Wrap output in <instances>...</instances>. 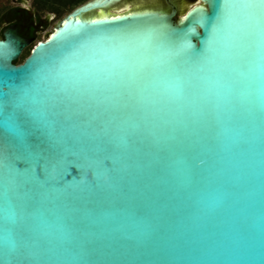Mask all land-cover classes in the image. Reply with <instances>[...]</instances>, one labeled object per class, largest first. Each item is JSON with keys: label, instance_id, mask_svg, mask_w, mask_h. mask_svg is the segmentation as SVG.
<instances>
[{"label": "snow or ice", "instance_id": "1", "mask_svg": "<svg viewBox=\"0 0 264 264\" xmlns=\"http://www.w3.org/2000/svg\"><path fill=\"white\" fill-rule=\"evenodd\" d=\"M204 22L199 49L159 21L85 36L78 48L41 63L27 87L0 98V264H98L94 257L120 241L136 250L155 245L162 264H246L240 233L248 217L229 235L225 221L209 214L228 216L234 207L226 197L235 185L222 179L229 170L216 161L198 159L203 167L193 166L188 183L222 182L224 192L213 190L200 208H172L173 234L162 239L145 222L159 211L149 196L117 222L38 192L36 174L17 169L13 152L41 158L45 144L92 143L103 171L129 151L148 156L177 139L195 152L235 160L241 176L258 157L264 249V0H220ZM9 51L0 46V58Z\"/></svg>", "mask_w": 264, "mask_h": 264}, {"label": "water", "instance_id": "2", "mask_svg": "<svg viewBox=\"0 0 264 264\" xmlns=\"http://www.w3.org/2000/svg\"><path fill=\"white\" fill-rule=\"evenodd\" d=\"M219 3L220 0H86L72 8L46 38L37 41L20 63L15 60L33 38L20 34L18 24L11 23L4 27L0 37V46L6 45L10 50L6 58H0V98L8 99L27 87L41 63L78 48L85 36L105 34L113 29L159 21L172 29L178 38L186 40L192 49H199L207 34L204 21L215 16ZM5 93L9 96H4ZM8 114L6 109L4 115ZM0 133H3L2 127ZM27 139L30 141L31 137ZM41 147L44 149L41 158L20 150L13 152L12 160L21 172L32 169L38 181V192L53 203L77 207L92 214L103 212L108 220L117 222L126 214L135 213V205L144 196H149L159 211L151 213L145 222L150 223L162 239L173 234L172 228L167 227L172 208H178L182 203H192L200 208L198 201L213 195V190L224 192L222 182L211 185L188 183L193 166L203 167L197 165L198 159L216 161L217 168L229 170L222 179L235 185V190L226 197V202L234 207L228 216L220 214L219 209L209 214L219 215L225 221L221 227L229 235L239 231L240 217H248V228L240 233L246 244L244 259L246 264H264V249L259 241L261 184L258 157L255 166L250 171L244 170L245 175L241 176L235 160L220 161L211 152H195L186 141L177 139L148 156L129 151L119 157L111 171H103L93 159L100 154L92 143L62 145L54 149H49L46 144ZM96 171L101 172L99 178ZM174 219L180 221L181 217L177 215ZM130 243L132 241H120L94 259L98 264H162L163 258L152 250L155 245L136 250L127 247Z\"/></svg>", "mask_w": 264, "mask_h": 264}, {"label": "flooded vegetation", "instance_id": "3", "mask_svg": "<svg viewBox=\"0 0 264 264\" xmlns=\"http://www.w3.org/2000/svg\"><path fill=\"white\" fill-rule=\"evenodd\" d=\"M51 13H54L55 15L59 14V12L48 10L39 12L33 7L28 8L24 6L18 7V11L13 16L11 13L7 15L6 12L4 19L8 25L11 23H17L20 34L34 39L40 29H44L49 25L52 16ZM52 30L48 32L47 36L52 32Z\"/></svg>", "mask_w": 264, "mask_h": 264}, {"label": "rangeland", "instance_id": "4", "mask_svg": "<svg viewBox=\"0 0 264 264\" xmlns=\"http://www.w3.org/2000/svg\"><path fill=\"white\" fill-rule=\"evenodd\" d=\"M28 7V8H32V1L31 0H0V37H1V31L2 29L7 25L6 21H5V15L6 12L12 8V7ZM72 8H68L65 7L62 9V11L58 14L55 15L54 13H51V19L49 22V25L44 28V29H40L37 33V36L33 39V41L27 45L20 56H22L23 54H25L26 52H31L33 46L35 45V43H37V41L42 40L44 38L47 37L48 32H50L55 25L68 13L71 11Z\"/></svg>", "mask_w": 264, "mask_h": 264}, {"label": "trees", "instance_id": "5", "mask_svg": "<svg viewBox=\"0 0 264 264\" xmlns=\"http://www.w3.org/2000/svg\"><path fill=\"white\" fill-rule=\"evenodd\" d=\"M31 1H32V7L39 12H44L48 10V11H56L60 13L63 8L65 7L74 8L75 6L85 2L86 0H31ZM17 11H18V7H12L7 11V15L11 13L13 16ZM1 37H2V31H1ZM29 54H30L29 52H26L25 54L20 56L17 60H15V63L22 62L24 58Z\"/></svg>", "mask_w": 264, "mask_h": 264}, {"label": "bare ground", "instance_id": "6", "mask_svg": "<svg viewBox=\"0 0 264 264\" xmlns=\"http://www.w3.org/2000/svg\"><path fill=\"white\" fill-rule=\"evenodd\" d=\"M65 21V20H64Z\"/></svg>", "mask_w": 264, "mask_h": 264}]
</instances>
